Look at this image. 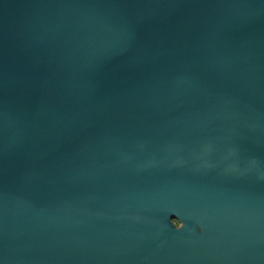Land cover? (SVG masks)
<instances>
[{"label":"water","instance_id":"95a60500","mask_svg":"<svg viewBox=\"0 0 264 264\" xmlns=\"http://www.w3.org/2000/svg\"><path fill=\"white\" fill-rule=\"evenodd\" d=\"M0 264H264V0H0Z\"/></svg>","mask_w":264,"mask_h":264}]
</instances>
